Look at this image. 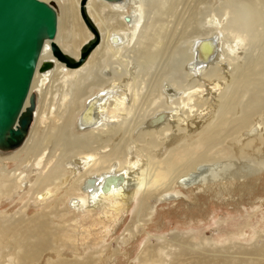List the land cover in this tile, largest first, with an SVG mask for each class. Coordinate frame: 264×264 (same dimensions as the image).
<instances>
[{
  "label": "bare ground",
  "instance_id": "6f19581e",
  "mask_svg": "<svg viewBox=\"0 0 264 264\" xmlns=\"http://www.w3.org/2000/svg\"><path fill=\"white\" fill-rule=\"evenodd\" d=\"M55 1L61 4L63 15L60 17V9L56 4L57 32L53 39H47L44 43L30 89L37 95L33 124L21 146L8 151L0 149V167L2 165L6 169L18 161L15 153L20 150L23 153L32 143L35 124L47 96H53L50 103L54 104L59 94L60 99L65 100L64 105L57 108L54 106L56 112L53 114L55 120H63V128L69 127L80 113L77 128L79 131H88L84 140L70 141L67 138L69 147L75 144L80 148L87 144H99L102 150L109 146L115 148V137L119 136L124 124L128 125L126 121L129 117L137 116L133 123H129L126 131L130 133V138L129 146L123 153L125 161L109 162L108 166L103 167L106 162L103 156L77 153L64 156L60 160L61 165L56 166L68 175L67 183L76 180L77 196H70L67 201L72 210L98 211L101 222H113L115 230L135 201L137 190L148 183L146 181L151 162L133 153L135 134L145 137L151 135L155 144L158 139L156 133L162 131L160 133L164 136H169L165 141L169 143L183 134L188 136L206 121L213 122L217 116L223 117V123L229 114L241 115L234 122L248 136L255 137L264 131V119H259L256 124L253 122L264 113V0H190V4H187L189 0ZM83 7L95 24L100 40L87 60L72 68L54 54L52 44L55 43L62 48V52L80 60L82 46L95 37V32L88 27L82 16ZM105 10L109 13L106 14ZM170 18H173L172 22ZM179 26L181 31L177 32ZM188 27L192 28L189 32ZM219 33L223 36L220 37ZM80 39L83 42L77 47ZM133 40L135 43L140 41V47L134 51L131 49V54L126 56L129 58L123 61L120 56L124 50L129 49ZM255 51H258L257 56L253 54ZM249 55L252 56L250 59ZM103 57L109 60L102 65L99 59ZM159 58H163L160 78L157 80L153 77L146 90L143 84L138 86L139 69L142 66L149 68ZM44 60H52L54 63L51 68L41 71L40 66ZM242 60L244 65H235V62ZM233 66L237 72L230 79ZM64 75L69 79L72 77V81L64 79L55 85ZM123 81L125 83L119 89ZM95 89L101 90L94 95ZM129 89L134 98L130 106L127 103ZM28 104L27 101L25 106ZM51 108L52 105L50 112ZM161 112L167 117L148 126V120ZM117 125H120L119 129ZM199 143V150L211 144L210 140L208 143ZM95 148L101 151L99 146ZM159 148L160 144H156L155 149ZM203 154L199 158L195 157L196 153L179 158V162H199L195 170L191 169L178 178L179 186L185 189L199 187L205 192H230L240 186L243 180H250L252 173L258 172L250 167L252 170L247 168L250 173H245L249 175L243 177L244 168L222 169L221 161H209L207 155ZM119 175L122 179L113 182L106 190L104 184L107 177ZM50 177L53 181L63 178L58 169ZM90 178H95V184L86 181ZM12 183L16 185V182L10 181L8 187ZM28 184V181L22 182L21 188L24 189ZM130 186L135 188L134 191L128 192ZM42 188L40 183L36 188L39 201L50 195L48 190ZM169 196L175 197L166 194L163 199ZM143 206L139 216L149 215V205ZM14 224L7 219H0V264L4 259L12 260V256L18 258V264H39L41 255L52 251L51 230L45 218L39 219L31 228H14ZM35 237H39L38 243L31 240ZM159 250L145 257V262L163 264ZM245 254L248 258L244 260L203 255L199 258L202 264H264V248L247 251ZM58 264H71V261L64 260Z\"/></svg>",
  "mask_w": 264,
  "mask_h": 264
},
{
  "label": "rangeland",
  "instance_id": "374dc122",
  "mask_svg": "<svg viewBox=\"0 0 264 264\" xmlns=\"http://www.w3.org/2000/svg\"><path fill=\"white\" fill-rule=\"evenodd\" d=\"M51 1L59 6L61 17L63 15L61 4L55 0ZM187 4H190V0ZM181 10L180 5L179 11ZM92 13L95 14L94 10ZM105 13L108 14V10H105ZM78 14L82 21L79 11ZM120 18L122 20V17ZM172 19L169 20L172 22ZM191 29L188 27L187 32ZM180 31L181 26L178 27L177 32ZM68 32L70 34V31ZM222 36L221 33L220 37ZM82 42L83 40L80 39L77 47ZM226 46L227 44L225 48ZM139 47L140 41L135 43L133 40L129 49L124 50L120 58L126 61L131 49L134 51ZM253 54L257 56L258 51ZM250 56L249 59L252 57ZM91 59L92 56L89 61ZM107 60H109L107 57H103L99 62L103 65L108 62ZM162 62L163 58H159L149 68L142 66V69H139L142 80L139 77L138 86L143 84L146 90L153 77L158 80L162 74ZM235 63L236 66L245 64L243 60ZM236 72L237 69L234 67L230 71V79ZM70 78L64 75L55 85L64 79L72 81V77ZM124 83L121 82L119 89ZM100 90L95 89L93 94L99 93ZM127 96V103L130 106L134 99L131 89L128 90ZM60 97V94L56 96L55 104L50 103L52 95L46 97L35 124L32 143L23 153H20L21 150L15 153L18 161L10 164L6 169L2 165L0 167V219L12 221L15 223L13 227L20 229L31 228L42 218H45L49 225L50 244L53 242L50 249L52 251L44 252L39 264H58L64 260L71 261V264H147L145 257L158 249L162 253L163 264H202L200 255L244 260L248 258L245 252L264 248V131L255 137L248 136V133L239 129L234 122L241 115L229 114L225 116L223 123L221 122L223 117L217 116L213 122L206 121L188 136L183 134L169 143H165L169 136L160 133L162 132L158 131L160 129L157 130L158 139L155 140V144L151 135L145 137L134 133L133 153L151 162L146 181L148 183L137 190L131 208L114 230L113 222L111 224L101 222L98 211L72 210L67 201L70 196H77L76 180L72 179L71 183H67L68 175L56 166L61 165L60 160L62 161L64 156L69 157L77 153L84 155L93 153L94 157L103 156L106 161L104 165L102 164L103 167L108 166L109 162L125 161L123 153L129 146L130 138V133L126 131L129 123H133L137 116L134 115L133 119L129 117L126 121L128 125L124 124L119 136L115 137V148L109 146L102 150L99 144L96 146L87 144L81 148L75 144L69 147L67 138L70 141L84 140L88 131H79L77 128V118L80 113L69 127L63 128V120L54 119L56 108L65 104V100ZM50 105L53 113L50 112ZM259 119H264V113L253 122L256 124ZM116 128L119 129L120 125ZM209 140L211 143L209 146L198 149L200 141L208 143ZM156 144H160L158 150L155 149ZM98 146L101 151L95 148ZM201 151L203 155H207L209 161H221L222 169L244 168L243 177L249 175L245 173H250L247 168L251 167L258 172L252 173L250 180L248 178L243 180L240 186L230 192L211 190L205 192L199 187L185 189L179 186L178 178L194 169L199 163L190 164L193 160L188 162L184 160L180 163L179 158L194 153H196L195 157L199 158L202 155ZM57 169L63 178L53 181L50 176L57 172ZM10 181L16 182V185L12 183L8 187L7 183ZM27 181L28 186L25 185L22 189L21 183ZM39 183L50 192V195L42 201L36 197ZM134 189L130 186L128 192ZM166 194L175 197L169 196L163 199ZM146 204L149 205L150 214L139 216L143 205ZM35 238L31 240L33 243H38L39 237ZM11 258L12 260L4 259L2 264H18L16 262L18 258L13 256Z\"/></svg>",
  "mask_w": 264,
  "mask_h": 264
},
{
  "label": "water",
  "instance_id": "95a60500",
  "mask_svg": "<svg viewBox=\"0 0 264 264\" xmlns=\"http://www.w3.org/2000/svg\"><path fill=\"white\" fill-rule=\"evenodd\" d=\"M81 13L88 27L95 32V37L82 46L80 60L62 52L55 43L52 44L54 54L72 68L82 65L100 40L86 8H81ZM57 22V5L53 1L0 0L1 150L8 151L21 146L29 134L37 105V95L30 90L31 84L45 41L56 35ZM53 63L52 60H44L40 66L41 71L51 68ZM27 101L29 104L25 106ZM165 117L167 115L161 112L150 118L147 125L153 126ZM107 178L104 184L106 190L113 182L122 179L121 175ZM86 181L91 184L96 182L95 178Z\"/></svg>",
  "mask_w": 264,
  "mask_h": 264
}]
</instances>
